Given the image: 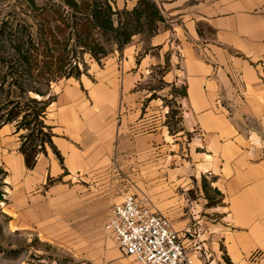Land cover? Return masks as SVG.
I'll list each match as a JSON object with an SVG mask.
<instances>
[{"label": "crops", "instance_id": "0c3cea01", "mask_svg": "<svg viewBox=\"0 0 264 264\" xmlns=\"http://www.w3.org/2000/svg\"><path fill=\"white\" fill-rule=\"evenodd\" d=\"M154 1L163 16L156 31L131 36L119 64L88 87L92 97L66 90L47 106L44 121L63 164L47 150L33 168L85 189L112 180L114 192L121 180L114 158L131 192L165 214L188 246L198 241L211 264H227L225 256L264 264V0ZM136 2L112 0L114 8ZM164 65L165 93L172 84L185 90L175 96L181 120L173 134L159 115L137 118L148 95L136 85ZM204 186L216 191L212 202ZM192 226L196 238L186 232Z\"/></svg>", "mask_w": 264, "mask_h": 264}, {"label": "rangeland", "instance_id": "374dc122", "mask_svg": "<svg viewBox=\"0 0 264 264\" xmlns=\"http://www.w3.org/2000/svg\"><path fill=\"white\" fill-rule=\"evenodd\" d=\"M45 1L36 0L39 5ZM38 12L24 0H0V21H39ZM52 15L55 17L56 14ZM138 33L144 38L150 35L146 29ZM2 37L0 35V58H5L9 48ZM115 57L116 64L113 62ZM83 58L87 70L79 78L62 77L50 83L49 93L54 94L53 100L73 89L85 100L92 97L88 87L117 66L120 60L117 49L99 62L88 54ZM2 72L0 68V76ZM164 72L163 67H154L136 85L135 89H147L148 95L141 101L137 118L145 114L159 115L173 134L180 129L181 113L175 97L179 87H170V94H166ZM18 92L13 89L11 95L20 100L21 105L24 98ZM5 95L6 85L2 83L0 106ZM29 95L38 96L34 92ZM2 111L0 108V113ZM51 114L54 115V111ZM15 124L16 120L0 122V264H109L114 258L124 264H138L133 257L119 252L115 241L102 227L103 214L111 204L110 197H116L114 202H117L125 191L135 192L133 182L126 184L127 171L119 169L117 163L114 166V158H111V168L115 167V173L121 177L120 184L115 183L114 192L112 180L108 185L92 183L85 189L71 179L41 175L36 167L25 165L23 154L18 150L19 133L24 130L15 132ZM185 136L189 138L190 132L185 131ZM46 148L53 152L49 146ZM93 168L98 169V164ZM116 186L120 187L119 192ZM209 195L212 199L216 197L211 190Z\"/></svg>", "mask_w": 264, "mask_h": 264}, {"label": "trees", "instance_id": "16d2710c", "mask_svg": "<svg viewBox=\"0 0 264 264\" xmlns=\"http://www.w3.org/2000/svg\"><path fill=\"white\" fill-rule=\"evenodd\" d=\"M24 1L39 11V21H0V35L9 48L7 57L0 58V85H6L0 118L6 116L0 122L16 120L15 132L24 130L19 133L18 150L27 167L34 166L47 146L63 164L51 125L44 121L46 108L54 99L49 93L50 83L62 77L79 78L87 70L84 54L99 62L113 49L121 51L133 34L144 29L154 33L163 16L154 0H137L132 8L121 10L114 8L112 0H46L40 5L36 0ZM13 89L23 96L21 105L12 97ZM184 91L182 86L178 93ZM30 92L38 96H30ZM224 258L232 264L227 256Z\"/></svg>", "mask_w": 264, "mask_h": 264}, {"label": "built area", "instance_id": "2783aa9c", "mask_svg": "<svg viewBox=\"0 0 264 264\" xmlns=\"http://www.w3.org/2000/svg\"><path fill=\"white\" fill-rule=\"evenodd\" d=\"M227 111L230 113L231 109ZM250 132L247 138L251 141ZM260 142L264 144L263 136ZM103 229L115 241L119 252L133 257L138 264H193L189 247L199 253L201 264H211L198 241L188 246L171 220L134 192L125 191L121 200L109 206ZM186 232L196 238L198 227H189Z\"/></svg>", "mask_w": 264, "mask_h": 264}]
</instances>
